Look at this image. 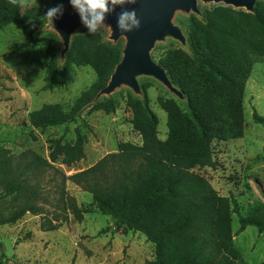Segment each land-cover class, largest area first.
I'll return each instance as SVG.
<instances>
[{
	"label": "trees",
	"instance_id": "obj_1",
	"mask_svg": "<svg viewBox=\"0 0 264 264\" xmlns=\"http://www.w3.org/2000/svg\"><path fill=\"white\" fill-rule=\"evenodd\" d=\"M235 13L232 6H217L213 16L207 18L206 31L212 34L211 41L201 38L203 31L193 30L188 37L191 55L178 49L183 59L196 68L193 75L181 74L183 60L178 57L160 62L188 104L184 110L173 100L166 103L170 124L166 140L159 137V118L148 100H136L134 124L142 134V144L120 142L117 152L67 177L91 193L96 206L111 216L118 228L146 235L155 245V259L147 264H245L233 241V213L240 216L238 232L248 226L264 231L263 203L250 206L243 215L236 198L219 196L207 179L194 172L196 167L214 166L212 143L216 138L242 135L246 82L254 64L264 60V36L248 37L233 16ZM240 15L246 21L253 16ZM24 23L42 24L39 9L22 11L21 0H0V30ZM43 40L45 52L34 58L47 69L43 89L65 86L75 66H92L97 78L72 104L45 103L29 112L30 125L41 129L68 125L88 107L115 111L111 100L95 98L122 59V41L105 40L103 31L96 35L76 33L60 64L55 37L49 34ZM34 41L37 39L30 33L22 46ZM253 117L264 126V115L254 110ZM76 132L74 142H64L62 137L50 139L49 159L32 150L18 157L0 150V184L5 195L21 200L11 213L0 215V225L16 223L28 212H45L38 202L42 198L41 185L34 176L54 168V163L72 166L85 158L86 137L78 128ZM65 194L63 190L60 197L65 218L73 214L82 219L90 212L78 206L75 197ZM48 223L46 230L60 227L53 220Z\"/></svg>",
	"mask_w": 264,
	"mask_h": 264
},
{
	"label": "rangeland",
	"instance_id": "obj_2",
	"mask_svg": "<svg viewBox=\"0 0 264 264\" xmlns=\"http://www.w3.org/2000/svg\"><path fill=\"white\" fill-rule=\"evenodd\" d=\"M58 4H63L64 10L73 11L69 0H21L22 11L39 9L43 23L38 26L31 23L10 24L0 30V150L17 157L26 150H32L49 159V140L62 137L64 142H74L78 128L86 137V156L72 166L54 163V168L44 169L34 176L35 181L41 185L42 198L38 202L43 205L45 212L40 215L28 212L16 223L0 225V263L147 264L155 259V245L146 235L118 228L113 218L103 214L96 206L92 194L67 177L117 152L120 142L142 144V134L134 124L133 108L136 100H148L159 118V137L166 140L170 130L166 103L173 100L185 110L188 108L187 97L184 95L180 98L157 79L142 75L138 77L141 93L136 94L129 86L122 85L110 95L98 99L111 100L115 105L113 112L88 107L76 122L68 125L47 129L30 125L27 122L29 112L41 108L45 103L70 105L97 78L92 66H75L65 86L43 89L47 69L34 58L45 52L44 37L49 34L55 37L59 63L63 62L68 53L62 57L61 38L44 17L49 8ZM197 6L199 14L177 11L173 18V22L182 28L187 44L166 37L158 41L152 51L153 58L159 63L173 57L183 60L180 68L184 76L193 75L196 68L189 60L183 59L178 49L183 48L191 55L188 37L193 30L198 33L203 31L201 38L211 41L212 34L206 31L207 18L213 16L214 8L223 5L198 1ZM232 8L236 12L233 16L248 37L254 38L256 34L264 36V0H258L256 14L244 8ZM240 14L253 16L246 21ZM82 31L87 30L82 27L75 34ZM101 31L105 40L111 41L110 26L105 24ZM30 33L34 34L37 41L23 47ZM119 41L124 46L125 39ZM254 110L264 115V60L254 64L246 82L242 135L216 138L212 143L214 166L194 169L197 175L212 184L219 196L230 200L236 198L243 215L257 202L264 204V126L254 120ZM63 190L66 191L65 195L75 197L78 206L90 209V212L85 213L82 219L73 214L65 218L66 212L60 202ZM20 203L21 200L14 195H5L0 184V215L11 213ZM232 217L234 245L241 252L245 264L264 262V231L256 226H248L238 232L240 216L233 213ZM48 220L60 224V227L46 230ZM43 223L46 224L43 226Z\"/></svg>",
	"mask_w": 264,
	"mask_h": 264
},
{
	"label": "water",
	"instance_id": "obj_3",
	"mask_svg": "<svg viewBox=\"0 0 264 264\" xmlns=\"http://www.w3.org/2000/svg\"><path fill=\"white\" fill-rule=\"evenodd\" d=\"M198 1L244 8L249 12L255 11L257 3V0H136L134 5H125L128 10L134 9L137 12L141 27L131 33L122 34L116 29V15L111 14L106 18L105 24L111 29L109 39L117 43L124 38L125 43L121 61L95 101L104 95H110L122 85L129 86L136 94L141 93L138 77L142 75L157 79L180 98L184 97L181 90L172 83L166 69L153 58L152 51L156 43L166 37H173L183 45L187 44L182 28L173 22V18L177 11L199 14ZM116 11L119 12L120 9L117 8ZM51 26L61 38V55L64 57L70 48L73 35L83 27L79 16L74 10H64L63 15L55 19Z\"/></svg>",
	"mask_w": 264,
	"mask_h": 264
},
{
	"label": "clouds",
	"instance_id": "obj_4",
	"mask_svg": "<svg viewBox=\"0 0 264 264\" xmlns=\"http://www.w3.org/2000/svg\"><path fill=\"white\" fill-rule=\"evenodd\" d=\"M136 0H69L72 9L79 16L81 25L87 30L89 35H96L105 26L106 18L116 15V29L122 33H131L139 30L141 20L138 18L137 12L128 10L125 5H134ZM120 11L117 12L116 9ZM64 6L49 8L44 17L53 25L55 19L63 15Z\"/></svg>",
	"mask_w": 264,
	"mask_h": 264
}]
</instances>
